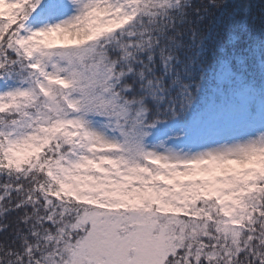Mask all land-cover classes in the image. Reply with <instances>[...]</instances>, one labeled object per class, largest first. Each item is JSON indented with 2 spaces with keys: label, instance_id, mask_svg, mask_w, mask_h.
<instances>
[{
  "label": "trees",
  "instance_id": "16d2710c",
  "mask_svg": "<svg viewBox=\"0 0 264 264\" xmlns=\"http://www.w3.org/2000/svg\"><path fill=\"white\" fill-rule=\"evenodd\" d=\"M60 1L68 2L8 0L0 9L1 89L35 82L39 58L30 45L20 49L17 37L26 23ZM115 1L130 17L116 31L93 33L87 47L106 60L107 106H97L99 114L108 115L119 98L132 114L143 111V133L168 135L179 146L198 143L207 131L245 123L262 124L264 138V0ZM54 55L91 73L87 84L93 91L98 70L74 52ZM23 101L2 106L0 99V264H68L87 234V227L77 224L106 208V197L99 201L93 186L84 192L63 178L68 154L80 149L77 131L62 124L43 133V140L20 137L22 131H41L37 108H46L43 99ZM130 159L140 172L149 167L139 164L135 153ZM252 175L246 195L238 192L231 199L241 209L235 219L227 221L223 210L232 215L231 210L199 188L188 207L165 206L185 223L165 264H264V154ZM239 182L230 186L241 188ZM124 197L125 207L136 209L132 203L139 192L129 189Z\"/></svg>",
  "mask_w": 264,
  "mask_h": 264
},
{
  "label": "rangeland",
  "instance_id": "374dc122",
  "mask_svg": "<svg viewBox=\"0 0 264 264\" xmlns=\"http://www.w3.org/2000/svg\"><path fill=\"white\" fill-rule=\"evenodd\" d=\"M7 1L0 0V9ZM129 17V10L117 6L115 0L58 2L26 23L17 37L20 49L30 45L32 55L39 58L35 82L0 88L2 106L44 100L40 105L46 108L38 106L36 114L41 131L29 129L20 137L36 142L62 124L77 131L80 149L68 154L63 178H71L84 192L93 186L99 201L106 197V208L85 214L77 224L87 227V234L68 264H165L185 231L181 216L166 212L165 206L184 209L191 205L196 190L204 189L218 205L231 210L232 215L223 210L227 221L235 219L241 209L231 199L238 192L245 194L264 154V138L259 136L262 124L207 131L198 143L179 146L168 135L143 133V111L132 114L119 98L108 115L96 111L97 106H107V67L104 57L93 55L87 47L93 33L116 31ZM62 50L74 52L86 67L98 70L93 91L87 84L92 74L54 55ZM77 87L80 93L75 95ZM139 131L143 133L140 145ZM131 153L139 164L146 162L148 169L140 172ZM239 180L241 188H234L235 192L230 185ZM129 189L139 192L138 201L132 203L136 209L123 204ZM154 205L159 206L157 210Z\"/></svg>",
  "mask_w": 264,
  "mask_h": 264
}]
</instances>
